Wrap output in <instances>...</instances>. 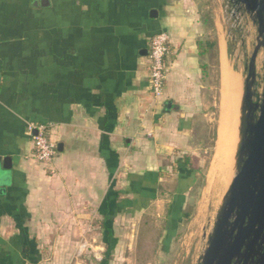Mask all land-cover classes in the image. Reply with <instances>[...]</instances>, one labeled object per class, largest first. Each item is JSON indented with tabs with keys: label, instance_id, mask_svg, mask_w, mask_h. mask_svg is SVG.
<instances>
[{
	"label": "crops",
	"instance_id": "1",
	"mask_svg": "<svg viewBox=\"0 0 264 264\" xmlns=\"http://www.w3.org/2000/svg\"><path fill=\"white\" fill-rule=\"evenodd\" d=\"M161 31L169 69L155 98L149 48ZM229 36L222 0H0V264H93L89 252L78 256L82 241L98 264L113 243L114 264L117 220L165 204L170 175L189 169L183 158L211 123L214 66L216 137L229 89L240 107L243 68ZM208 39L216 48L204 43L202 54ZM28 122L51 125V163L35 158ZM190 182L177 176L162 213L182 216Z\"/></svg>",
	"mask_w": 264,
	"mask_h": 264
},
{
	"label": "rangeland",
	"instance_id": "2",
	"mask_svg": "<svg viewBox=\"0 0 264 264\" xmlns=\"http://www.w3.org/2000/svg\"><path fill=\"white\" fill-rule=\"evenodd\" d=\"M225 2L226 0H222L226 27L230 35V48L236 61L235 67L238 68L239 62L245 76L247 74L245 66L256 45L257 26L250 15L242 9L244 29L235 31L231 21L227 19L229 12L226 11ZM236 51L240 58L236 57ZM257 73L259 84L256 90L261 92L264 87V49L261 50L257 59ZM210 83V103L206 102L204 112L211 118V123L201 124L195 142L198 143L200 139L203 141L195 147L196 153L192 155L191 166L184 173L181 171L177 174L175 170L170 175V181L162 187L165 191L162 193L165 196V204L160 202L159 205H154L153 212L137 219L129 221L126 218H119L117 220L116 244L119 245V249L116 251V264H197L207 248L208 238L213 231L218 211L235 173V160L231 174L224 178L215 180L210 173L217 149L218 136L216 137L214 130L220 120V84L217 66L212 68ZM182 174L191 180L190 185H192L189 186L191 189L188 190L187 200L182 209V214L187 212L188 216H179L180 209L172 211L168 209L170 216L176 215L175 218H170L162 212L166 210L167 204H172L167 203V200L171 199L176 190L177 176ZM158 212L162 215L160 216ZM85 252L92 255L93 264H98L102 259L101 255H97L98 259H95L93 254L97 252L91 248Z\"/></svg>",
	"mask_w": 264,
	"mask_h": 264
},
{
	"label": "water",
	"instance_id": "3",
	"mask_svg": "<svg viewBox=\"0 0 264 264\" xmlns=\"http://www.w3.org/2000/svg\"><path fill=\"white\" fill-rule=\"evenodd\" d=\"M250 15L257 40L245 66L235 173L197 264H264V87L256 90L264 49V0H230Z\"/></svg>",
	"mask_w": 264,
	"mask_h": 264
},
{
	"label": "built area",
	"instance_id": "4",
	"mask_svg": "<svg viewBox=\"0 0 264 264\" xmlns=\"http://www.w3.org/2000/svg\"><path fill=\"white\" fill-rule=\"evenodd\" d=\"M226 11L229 15L227 19L231 21L233 29H244V12L234 5L232 1L226 0ZM170 55V35L161 31L156 33L150 41V82L152 94L155 98H160L164 94L167 73L169 69L168 56ZM51 125L48 123H27V134L32 138L35 146V158L42 163H51L58 153L56 142L50 135ZM90 246L87 241L79 244L78 254H83Z\"/></svg>",
	"mask_w": 264,
	"mask_h": 264
},
{
	"label": "bare ground",
	"instance_id": "5",
	"mask_svg": "<svg viewBox=\"0 0 264 264\" xmlns=\"http://www.w3.org/2000/svg\"><path fill=\"white\" fill-rule=\"evenodd\" d=\"M232 87H233V83H232ZM230 91H233V90L229 89V92L228 91L227 92L230 94L231 93ZM235 91H237V89ZM229 94L227 93L225 94V96L227 95V98H225L227 99V103L225 105L224 110L221 111V113L223 111L224 112H223L221 123L219 124L220 126L218 128L219 131H218V138H217L218 139L217 147H216L217 149L215 152L216 156H215V161L213 163L212 169L210 171L211 176L215 180H217L218 178H224L226 175L230 173L233 162L235 160V153H236L237 144L239 140V132H238L239 113H237L238 111L237 108L239 106L236 100L237 96H234V94L233 96L231 94H230L231 96H228ZM212 177H210V179Z\"/></svg>",
	"mask_w": 264,
	"mask_h": 264
},
{
	"label": "trees",
	"instance_id": "6",
	"mask_svg": "<svg viewBox=\"0 0 264 264\" xmlns=\"http://www.w3.org/2000/svg\"><path fill=\"white\" fill-rule=\"evenodd\" d=\"M210 21H211L210 24L213 25V22H212V19L210 18V16L208 14L204 15V22L207 24ZM204 43L209 48H211V50H213V49L216 48V40H214V39H208L206 41H201L200 40L198 42V46L200 47V49H202V54L204 53L203 52ZM202 69H203V72H204V77L207 78L209 76V66L207 64H203L202 65ZM191 158H192L191 155H185L184 156V158H183L184 159V161H183V166L184 167L191 166V160H192ZM182 216L183 217H187L188 216V213L187 212H183ZM113 249H114V244L113 243H110L108 245V248L104 252V257H103V260L100 262V264H109L110 259H111V256L113 254Z\"/></svg>",
	"mask_w": 264,
	"mask_h": 264
}]
</instances>
